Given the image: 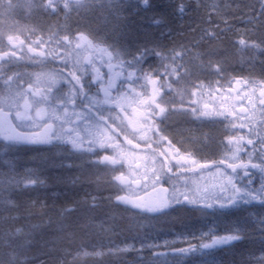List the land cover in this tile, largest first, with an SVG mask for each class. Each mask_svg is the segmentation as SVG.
<instances>
[{"label": "snow or ice", "instance_id": "1", "mask_svg": "<svg viewBox=\"0 0 264 264\" xmlns=\"http://www.w3.org/2000/svg\"><path fill=\"white\" fill-rule=\"evenodd\" d=\"M171 4L179 28L195 17L180 40L153 0H0V264H79L85 242L115 264H222L247 243L230 264H264V71L234 70L264 57V0ZM141 12L168 42L131 41ZM41 150L79 159L69 186L93 189L33 196L52 187L26 163ZM178 208L203 226L132 225Z\"/></svg>", "mask_w": 264, "mask_h": 264}, {"label": "trees", "instance_id": "2", "mask_svg": "<svg viewBox=\"0 0 264 264\" xmlns=\"http://www.w3.org/2000/svg\"><path fill=\"white\" fill-rule=\"evenodd\" d=\"M155 5L152 11L162 12L166 16H168L171 26L175 33L186 31L187 25L189 23H193L195 17L189 18L185 17L183 21L185 27L183 29L179 28L178 25L182 23L176 19V14L173 11L175 8V4H171V0H153ZM150 13L141 12L132 17V37L131 41H143L146 37H158L161 41L168 42L167 35L161 37L159 36V32L161 29L152 25L148 16ZM53 21L55 18H52ZM239 28H244L243 23H237ZM177 40L183 39L182 36L175 35ZM229 52L231 53V46L229 45ZM237 60H239V54L232 53ZM251 55V53H247L245 55V60L243 63L237 62L234 64V70L236 72H242L245 75L248 73L260 74L264 71V65L260 63V59H264V57H260L255 61L247 59V56ZM178 126V125H176ZM182 128V127H181ZM47 152L45 156H42L36 160H27L26 163L30 166H34L39 169L40 175L47 179V182L52 185V187L45 189H36L32 195H39L41 199H47L48 203L51 204L53 200L56 201L57 204H62L66 201H71L74 197H79L84 195L85 189L91 191L93 189V185H82L80 187H71L69 186V180L75 178L77 175H81L84 172V168L78 167L80 165V160L75 157H70L66 155H62L63 157H57L52 150H45ZM55 156L49 157V154ZM25 158L33 155L31 150H25L23 153ZM73 165L72 167H67V165ZM101 183L105 180L110 179L109 177H105L101 175L100 177ZM53 192L60 193L59 196L53 197L51 194ZM103 195H108V193H103ZM172 217H177L178 219L168 218L166 221L162 220H136L132 222L134 229L141 233H147L153 236H160L162 238H167L169 240L174 238V234L186 230H195L201 226H203L204 221L198 219V214L195 212H190L186 209H176L171 214ZM123 227H127L126 223L122 224ZM94 242V241H93ZM162 242V241H161ZM80 241H77L72 247L73 249L79 247ZM139 248V244L136 245ZM184 246V245H182ZM247 243L238 245L235 250L232 251H222L217 253V259L222 262V264H230V262L238 260L240 257L238 253L243 249L247 248ZM96 251H100L99 248ZM106 252L107 250L104 249ZM159 251H165V249H159ZM83 253H89L88 255H84ZM93 248L91 244L85 242L84 247L82 248V254L79 257V264H115V257L109 255H93ZM145 255H148L146 252ZM72 257L69 256L68 259ZM137 259V254L135 252H129L123 256V260L127 262V264H133V261Z\"/></svg>", "mask_w": 264, "mask_h": 264}, {"label": "flooded vegetation", "instance_id": "3", "mask_svg": "<svg viewBox=\"0 0 264 264\" xmlns=\"http://www.w3.org/2000/svg\"><path fill=\"white\" fill-rule=\"evenodd\" d=\"M15 19L20 20V19H22V17L20 15H17L15 17ZM0 26H3L2 22H0ZM23 38L24 37H21V39H23ZM176 125H178V126H176L177 128L185 127V125L183 123H180V122H178ZM202 131L209 132L210 134L212 132V130H210V129H203Z\"/></svg>", "mask_w": 264, "mask_h": 264}, {"label": "rangeland", "instance_id": "4", "mask_svg": "<svg viewBox=\"0 0 264 264\" xmlns=\"http://www.w3.org/2000/svg\"><path fill=\"white\" fill-rule=\"evenodd\" d=\"M41 151H45V150H41ZM52 151H54V150H52ZM45 152H47V151H45ZM49 157H53V158H55V156L54 155H52L51 153L48 155ZM57 156V155H56ZM57 157H63L62 155L61 156H57ZM107 193V192H106Z\"/></svg>", "mask_w": 264, "mask_h": 264}]
</instances>
